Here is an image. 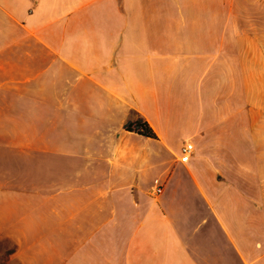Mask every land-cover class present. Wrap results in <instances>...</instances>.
Returning <instances> with one entry per match:
<instances>
[{
  "label": "crops",
  "instance_id": "obj_1",
  "mask_svg": "<svg viewBox=\"0 0 264 264\" xmlns=\"http://www.w3.org/2000/svg\"><path fill=\"white\" fill-rule=\"evenodd\" d=\"M215 63L244 106L211 155L165 94ZM0 238L19 264H264V0H0Z\"/></svg>",
  "mask_w": 264,
  "mask_h": 264
},
{
  "label": "rangeland",
  "instance_id": "obj_2",
  "mask_svg": "<svg viewBox=\"0 0 264 264\" xmlns=\"http://www.w3.org/2000/svg\"><path fill=\"white\" fill-rule=\"evenodd\" d=\"M98 9L99 5H96L83 14L94 16ZM208 59L210 57H206L205 60ZM206 63L207 61L202 65L205 67ZM202 74V83H189L183 87L185 89L183 94L173 92L169 95L167 92L165 100L172 106L174 113L179 114L181 111L190 117L188 125H182L181 128L178 126L177 128V132L179 131L181 137L183 134H189L191 130L204 126L208 127L207 134L204 136L205 151L213 155V151H216L219 146L223 147L229 144V135L235 127L231 112L244 106L242 100L236 103L232 97L234 95L238 97L243 95L244 89L241 83H209L213 78H219L220 82L225 81L224 75L226 72L218 71L216 63ZM216 97H222L224 103L215 106L216 109H214L213 102ZM227 97H229L230 103L227 102ZM226 159L228 160L227 153ZM226 183L227 180H225ZM213 185L216 186L217 184L211 181L210 186ZM187 188L193 190L191 185H188ZM13 248L14 245L11 240L0 238V264H19L16 259L10 256Z\"/></svg>",
  "mask_w": 264,
  "mask_h": 264
},
{
  "label": "built area",
  "instance_id": "obj_3",
  "mask_svg": "<svg viewBox=\"0 0 264 264\" xmlns=\"http://www.w3.org/2000/svg\"><path fill=\"white\" fill-rule=\"evenodd\" d=\"M193 150H194V143L189 139H185L180 148L179 159L181 161H187L190 158V155L192 154ZM161 190H162V184L159 183L157 178L154 179V183L152 186L153 193L157 194L161 192Z\"/></svg>",
  "mask_w": 264,
  "mask_h": 264
},
{
  "label": "trees",
  "instance_id": "obj_4",
  "mask_svg": "<svg viewBox=\"0 0 264 264\" xmlns=\"http://www.w3.org/2000/svg\"><path fill=\"white\" fill-rule=\"evenodd\" d=\"M126 128L128 129H134L135 131L148 135V136H154L155 133L152 130V128L149 126V124L146 121L143 120H137L134 123H126Z\"/></svg>",
  "mask_w": 264,
  "mask_h": 264
}]
</instances>
